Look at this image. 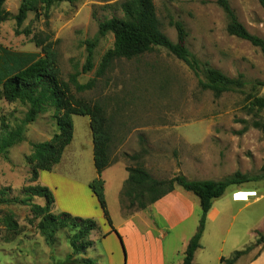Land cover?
I'll return each instance as SVG.
<instances>
[{
    "label": "rangeland",
    "instance_id": "obj_1",
    "mask_svg": "<svg viewBox=\"0 0 264 264\" xmlns=\"http://www.w3.org/2000/svg\"><path fill=\"white\" fill-rule=\"evenodd\" d=\"M30 1L35 8L21 26L13 18L0 23V62L5 59L15 72L19 66L41 57L43 45L53 43L59 52L64 80L77 71L81 72L77 76L80 83L95 79L89 90L77 92L73 85L71 88L77 96L105 108L113 162L121 161L126 167L143 165L158 179H170L179 173L196 180H222L236 172L249 176L264 173V131L260 126L264 110L252 104L253 97L264 96V52L250 41L228 33L230 17L222 0H153L162 30L172 41L177 40V31L171 21L181 20L188 30V48L196 58L239 82L218 96L202 85L205 76L201 70L196 73L162 46L133 59L115 60L105 75L97 76L103 55L114 45L112 32L99 33V22L113 15L122 16L117 4L122 0L61 2L48 10L40 0ZM226 1L249 31L264 39V7L259 0ZM22 2L7 0L4 7L15 15ZM92 39L97 40L95 66L83 72L88 54L86 41ZM25 112L22 103L0 97V126L2 117L13 121ZM73 120L75 138L55 169L82 180L96 173L93 151L87 148L92 130L89 116L74 115ZM55 132L52 111L27 126L26 140L11 148L9 160L0 158V188L8 187L11 196L23 194V188L31 184L26 160L31 142L44 141ZM116 187L115 179L105 195L111 218L113 215L118 220ZM243 189H255L257 193L248 198ZM235 194L243 200H234ZM122 199L127 205L123 191ZM216 200V205H224V209L216 223L211 222V216L207 222L206 252L212 249L211 242L216 237L210 228L216 227L219 240L231 228L238 231L243 236L239 249L255 242L256 231L264 233V178L231 184ZM33 202L45 203L39 197ZM8 207L17 214L24 232L12 242L0 237V264H82L79 261L84 257L95 264H107L104 257L91 256L94 247L87 253L74 254L69 238L73 230L57 232L48 243L30 205ZM248 224L256 226L255 236L246 229ZM97 249L102 254L99 241Z\"/></svg>",
    "mask_w": 264,
    "mask_h": 264
},
{
    "label": "trees",
    "instance_id": "obj_2",
    "mask_svg": "<svg viewBox=\"0 0 264 264\" xmlns=\"http://www.w3.org/2000/svg\"><path fill=\"white\" fill-rule=\"evenodd\" d=\"M6 1L0 0V23L13 18L16 20L17 26H21L27 19L29 11L35 8L30 0H23L18 13L14 15L5 9ZM77 1L40 0V3L48 10L51 6L61 2L75 3ZM259 2L264 7V0H259ZM117 4L123 15H113L99 22V33L105 35L112 32L114 45L103 55L97 76L105 75L115 60L133 59L151 51L155 46H162L185 62L196 73L201 70L205 76V80L201 81L202 85L211 89L217 96L232 89L234 84H239L219 69L211 67L207 62L201 63L196 58L188 48V30L181 20L171 21L177 31V40L172 41L162 30L153 0H122ZM222 4L230 17L227 25L228 33L250 41L264 52V39L252 34L237 19L226 0H222ZM86 44L88 54L82 69L83 72H88L95 66L94 54L97 40H87ZM42 53L41 57L19 66L15 72L11 70L5 59L0 62V97L9 102H20L26 107V112L21 118L15 117L13 121L7 120L5 117L1 118L0 158L9 160L11 148L26 140L27 126L35 122L41 114L52 111V117L57 126V132L51 138L40 142H31V153L26 156L30 167L29 182L31 184L23 188V194L11 196L8 187L0 188V237L6 242H12L24 232V226L19 223L17 214L8 206L26 204L31 206L34 216L39 219L37 227L48 243L52 242L57 232L69 229L73 230V234L69 238L74 254L87 253L88 249L93 247L94 241L91 234L98 228L97 222L94 219L64 211L55 213L53 209L56 199L53 191L39 182L40 171L52 170L60 162L66 147L72 142L74 136L73 116L87 115L91 118L94 163L97 171V177L90 183V186L100 202L108 223L120 236L124 247L122 236L113 226L105 195L103 171L113 163L110 155L112 136L106 118V110L99 103H92L77 96L71 88L73 85L77 92L89 90L93 88L95 79L80 83L77 76L81 72L77 71L66 81L62 77L59 52L56 46L53 43L45 44L42 46ZM262 85L264 86V82ZM252 104L258 109L264 110V96L253 97ZM260 124L264 131V118ZM127 170L129 176L123 195L128 198V208L145 209L174 190L176 185L192 191L199 197L203 215L198 230L190 239L185 250L183 264H194L195 253L202 246L201 238L205 229V221L213 201L222 197L231 184L264 178V173L249 176L236 172L222 180L189 179L180 173L170 179H158L143 165L128 166ZM36 197L44 199V205L34 203L33 198ZM256 233L255 242L233 251L228 257L222 256L221 262L235 264L256 246H261L257 255L264 251V233L261 231H256ZM79 262L95 264L94 260L88 257L82 258Z\"/></svg>",
    "mask_w": 264,
    "mask_h": 264
},
{
    "label": "crops",
    "instance_id": "obj_3",
    "mask_svg": "<svg viewBox=\"0 0 264 264\" xmlns=\"http://www.w3.org/2000/svg\"><path fill=\"white\" fill-rule=\"evenodd\" d=\"M74 138L73 136L72 142L66 147L58 164L63 160ZM87 148L89 152L93 151L94 157L93 133L87 142ZM120 162L116 161L108 166L103 171V178L105 179L106 194L112 181L117 180L115 191L117 203L119 198L120 204V210L117 212L119 221L112 215V222L122 236L124 247L120 236L108 223L100 202L90 186V183L97 177L96 167L95 175L92 174L93 176L81 180L64 176L54 166L52 170L40 171L39 182L53 191L56 199L53 209L55 213L64 211L76 216L91 218L97 222L98 228L91 234L92 240L95 241L93 246L95 251L91 255L92 257H104L107 264H183L185 250L190 239L198 230L203 215L199 197L192 191L176 185L174 190L145 209L128 208L129 201L127 205L124 203L122 191L129 172L126 165ZM241 191L248 193V198L257 193L255 189ZM232 198L243 200L234 198V195ZM216 203L218 201L215 199L207 214L201 238L202 246L195 253L194 264H224L221 262V257H228L233 251L240 248L243 236L239 235L238 231L231 228L228 234L219 240L215 227L214 230L210 228V231L216 235L211 242L212 249L206 252L209 246L205 241L206 230L209 228L207 222L211 216V222L216 223L223 214L224 205H216ZM233 218L236 220L237 215ZM246 229L255 236L256 226L248 224ZM96 241L100 242L102 254H98V249L96 250ZM259 249L255 252L251 250L235 264H264V251L257 255Z\"/></svg>",
    "mask_w": 264,
    "mask_h": 264
},
{
    "label": "bare ground",
    "instance_id": "obj_4",
    "mask_svg": "<svg viewBox=\"0 0 264 264\" xmlns=\"http://www.w3.org/2000/svg\"><path fill=\"white\" fill-rule=\"evenodd\" d=\"M235 198L238 199V198L236 197V194H235Z\"/></svg>",
    "mask_w": 264,
    "mask_h": 264
}]
</instances>
